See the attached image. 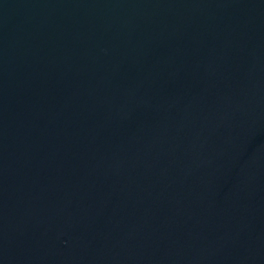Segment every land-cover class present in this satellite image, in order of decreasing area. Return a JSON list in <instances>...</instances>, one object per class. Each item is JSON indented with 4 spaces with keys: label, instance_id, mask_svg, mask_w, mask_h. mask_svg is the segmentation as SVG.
<instances>
[{
    "label": "water",
    "instance_id": "95a60500",
    "mask_svg": "<svg viewBox=\"0 0 264 264\" xmlns=\"http://www.w3.org/2000/svg\"><path fill=\"white\" fill-rule=\"evenodd\" d=\"M0 264H264V0H0Z\"/></svg>",
    "mask_w": 264,
    "mask_h": 264
}]
</instances>
